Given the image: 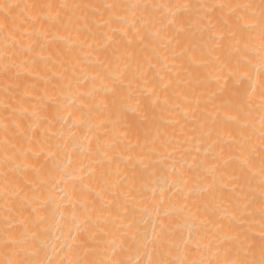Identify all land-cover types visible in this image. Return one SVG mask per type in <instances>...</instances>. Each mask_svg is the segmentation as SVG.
Masks as SVG:
<instances>
[{"label": "bare ground", "instance_id": "bare-ground-1", "mask_svg": "<svg viewBox=\"0 0 264 264\" xmlns=\"http://www.w3.org/2000/svg\"><path fill=\"white\" fill-rule=\"evenodd\" d=\"M261 3L0 0V264L259 259Z\"/></svg>", "mask_w": 264, "mask_h": 264}, {"label": "snow or ice", "instance_id": "snow-or-ice-1", "mask_svg": "<svg viewBox=\"0 0 264 264\" xmlns=\"http://www.w3.org/2000/svg\"><path fill=\"white\" fill-rule=\"evenodd\" d=\"M51 7L50 5L48 6ZM253 19H255L253 17ZM259 27L262 40H264V0L261 3V12L260 19L257 24H254L253 27ZM262 61H264V46H262ZM260 94L264 97V81H261L260 85ZM264 106V105H262ZM264 173V168L261 169ZM242 255L236 259L225 260L223 264H264V231H262L259 242V259L255 258L256 254V243L255 241L245 240L241 245ZM162 264V262H161ZM195 264V262H193ZM219 264V262H216Z\"/></svg>", "mask_w": 264, "mask_h": 264}]
</instances>
